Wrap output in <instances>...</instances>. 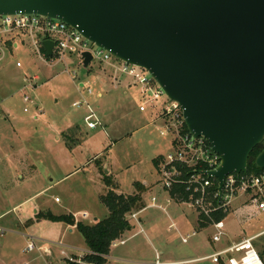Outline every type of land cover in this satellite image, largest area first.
<instances>
[{"label": "rangeland", "instance_id": "obj_1", "mask_svg": "<svg viewBox=\"0 0 264 264\" xmlns=\"http://www.w3.org/2000/svg\"><path fill=\"white\" fill-rule=\"evenodd\" d=\"M6 38L2 36L3 41ZM15 40L19 41L20 48L13 51L2 48L0 55V228L6 230L0 235V264H49L38 252L23 253L28 238L38 246L51 249V264H74L59 252L63 248L68 257L75 260L86 253L84 241L75 227L69 232L70 227L65 224L36 221L34 215L39 212L57 216L71 214L89 226L94 224V218L103 220L107 211L100 197L108 190L103 174L109 176L118 191L126 196L139 192L135 184L143 185L145 182L151 185L141 194L143 207L132 213L142 210L158 188V171L153 160L171 153L170 137L160 135L162 125L154 120L155 112L151 111L158 110L165 98L158 102L148 101L142 98L139 87L123 96L122 91L107 90L105 84V88H101L108 94L98 99L96 88L89 83L96 75L77 64V57L68 58L69 70L77 74L73 81L64 72L63 65L46 66L30 45L21 44L19 38L15 37ZM16 63L21 66L16 67ZM95 65L98 66L96 61L91 67ZM135 72L137 75L142 73L139 69ZM124 78L135 83L134 78ZM87 80L92 95L77 90V85ZM31 81L39 87L35 90L27 88ZM24 95L34 105L24 104ZM83 99L96 113L102 127L89 129L86 106L72 107L73 103ZM140 106H145L146 111L140 112ZM36 107L41 112L37 113ZM24 108L28 112L25 113ZM105 110L109 118L103 121ZM63 123L77 126L80 132L76 128V133L75 130L65 133L69 139L59 135V141H56L58 134L54 127H61ZM94 154H99L98 161L86 165ZM170 206L169 211L176 210L174 205ZM242 207L240 202L236 212ZM179 208L192 215L183 207ZM237 213L226 222L227 237L237 242L260 235L254 246L257 251H263L264 214L251 211ZM179 221L182 219H174L176 225ZM162 222L160 236L166 239V246L162 247L170 258L168 261L203 258L220 247L208 240L210 229L198 231L187 244H182L175 232L164 230L168 221L165 223L163 219ZM179 228L181 233H191L187 225ZM134 231L127 232L124 238ZM155 248L160 251L157 244ZM3 253L7 255L2 256ZM193 264H210V261Z\"/></svg>", "mask_w": 264, "mask_h": 264}, {"label": "water", "instance_id": "obj_2", "mask_svg": "<svg viewBox=\"0 0 264 264\" xmlns=\"http://www.w3.org/2000/svg\"><path fill=\"white\" fill-rule=\"evenodd\" d=\"M15 15L62 21L145 70L220 155L208 173L220 194L227 175L247 173L264 143V0H0V16ZM42 46L51 57L53 43ZM254 164L264 170V148Z\"/></svg>", "mask_w": 264, "mask_h": 264}, {"label": "built area", "instance_id": "obj_3", "mask_svg": "<svg viewBox=\"0 0 264 264\" xmlns=\"http://www.w3.org/2000/svg\"><path fill=\"white\" fill-rule=\"evenodd\" d=\"M16 38L20 39L21 44L30 45L33 53L40 58L46 65L52 67V64H61L64 72L74 81L77 79L76 72L69 70L70 63L68 58L73 56L78 58L77 64L83 67L84 53L91 56V64L96 61L98 66L108 69L111 81L114 86L120 77H130L135 79V84L140 88L142 98L148 101L158 102L163 97L164 101L158 110L151 109L154 113V120L162 125L161 136L170 137L171 153L162 156V161L158 169L157 187L164 195V205L156 197H151V208L166 213V208L170 205L183 207L195 216L196 229L191 233H180L174 223H171L169 230L178 234L182 244H187L189 240L196 236L198 231L210 229L211 235L208 239L213 245H220L212 254L193 261H164L159 254L155 255L153 264H190L210 261L211 264H264L260 257L254 241L258 236L244 238L239 241H230L227 237L226 222L230 216L237 212L245 213L256 212L259 215L264 214V170L260 174H229L223 180L221 194L218 192V182L209 172L215 171L221 164L219 154L212 151L211 146L203 137H193L186 129L183 120V110L181 107L169 100L157 83L143 69L137 68L115 59L109 52L97 47L95 44L86 40L76 29L66 23L50 18H43L36 15H15L0 16V55L2 48L8 49L7 43L10 42L11 51L18 50L20 44ZM11 35V36H10ZM2 36H7L2 40ZM44 41L53 43L50 60L47 61L42 55ZM9 50V49H8ZM2 56H0L1 60ZM16 63V67H20ZM139 69L142 73L137 75L135 70ZM36 80V78H33ZM28 88L33 89V83H28ZM78 92H86L92 95L93 91L84 83L77 85ZM97 97V95H96ZM24 104H33L29 97L23 96ZM86 106L89 121L87 127L96 129L101 127V123L95 112L89 108L85 99L72 104L73 108ZM38 112L41 109L36 107ZM28 112L26 108L23 110ZM140 112H145L146 107L140 106ZM242 203V208L237 209V205ZM128 214L127 222L136 221L140 212ZM237 213V214H238ZM222 219L217 220V216ZM85 217V215H83ZM5 230L0 228V234ZM264 234V232L262 233ZM119 239L112 242L111 247L123 244ZM42 253L49 256L50 248L38 246L32 238L27 239V244L23 253ZM69 263L82 262V258L75 260L68 257L64 252H60Z\"/></svg>", "mask_w": 264, "mask_h": 264}, {"label": "crops", "instance_id": "obj_4", "mask_svg": "<svg viewBox=\"0 0 264 264\" xmlns=\"http://www.w3.org/2000/svg\"><path fill=\"white\" fill-rule=\"evenodd\" d=\"M93 68H95L96 70H93ZM88 70H89L88 71L89 73L91 72V73H93V75H96V78L91 79L90 82L87 80V82H83V83L85 85H88V82H89L96 88V90H97L96 95H97L98 99H101L103 94H108L107 92H105L101 88L102 86H103V88H105V86H106L105 84H107V86H106L107 90L110 89V90H114V91H122L123 96H127L128 92H131L134 90L135 87H138L135 83L130 82L129 80H127L124 77L118 78V80L116 82V86H114L112 84L111 76L109 75L108 69H106L102 66H96L95 65V66H92L91 68H89ZM34 78H36V77H34ZM30 83H32V81ZM26 87H27V85H26ZM38 87H39L38 85L33 84V90L37 89ZM140 94H141V91H140ZM37 113H39V112H37ZM87 115H86V117H87ZM102 115H103V117H102L103 121H105L107 118H109L108 117V111H106V110H105V112L102 113ZM151 115H152V113H151ZM76 128H77V126L75 127L71 123H63L61 125V127H54L55 133L58 134L55 137V140L59 141V137H60L59 135H61V137H63L65 139V133L66 132H70V131L75 130L74 132L76 133ZM78 131H79V129H78ZM79 132H78V135H80ZM67 137L70 138L69 136H67ZM98 156H99V154H94L93 157H89V160L86 162V165H90L92 162L98 161V159H99ZM9 162H10V164H12L11 160ZM19 178L22 179V177H19ZM143 186H144V188H151V185L149 186L145 182L143 183ZM115 192L117 194H123V195L125 194V193L118 191V189L115 190ZM152 197H156L161 204L164 202V200H163L164 195L160 193L158 188H157L156 194ZM150 199H151V197H150ZM150 199H149L148 204H146V202H145V204H146L145 207H147V208L144 211L139 213L136 221H134V220L128 221L130 227H129L127 232L131 233L133 230H135V231L132 234H130L128 237L124 238L126 233H127V232H125L123 234V236L119 239L120 241H123L124 243L119 244L116 247L110 248L109 254L107 256H105L106 264H153L156 254H159L164 261L173 262V261H168L170 258H168L169 256L166 255V253L164 251L165 248L162 247V245L166 244V242H165L166 239H164L163 237L160 236V231L162 228L161 224H163L162 220L164 219L165 223H166V221H168L167 225L164 224V230L166 232H175L173 230H169V226L171 223L175 224L174 219H179V218L182 219V221H179V224H177L179 227L187 225L190 230L197 228L196 222H195V216L193 214L189 215L186 212H184L183 210H178L180 208L176 207V206H174L176 209L175 211H169L171 206H168L166 208V213H164L160 210L149 207L150 203H151ZM162 205H164V203ZM35 215H34V219H35ZM83 215H86V214H83ZM172 216L174 219L172 218ZM0 217H2V215H0ZM74 218H75V221L79 222L76 219V217H74ZM93 221H94V224L96 222H98L96 218H94ZM177 225H176V227H177ZM69 227L70 226H68V228ZM179 227H178V230L180 229ZM71 229H74V226L70 227V229L68 231L71 232ZM5 232H6V230H5ZM155 242L160 247V251H158L155 248V245H156ZM128 243H130L129 246H127ZM26 244H27V240H26ZM58 246L63 247V244L58 243ZM44 247H47V246H44ZM85 250H86V253L84 255H86L88 253V249L86 248ZM61 251H64L67 254V252L63 248H61L60 252ZM60 252H59V254H60ZM40 254L43 255L42 253H40ZM5 255H7V253L2 254V256H5ZM60 256H61V254H60ZM43 257H45V259H47V262L49 264H51L49 260H51L53 258L52 252L49 256L43 255ZM196 259H199V258H196ZM196 259H190V260H184V261H193ZM190 264H192V263H190Z\"/></svg>", "mask_w": 264, "mask_h": 264}, {"label": "trees", "instance_id": "obj_5", "mask_svg": "<svg viewBox=\"0 0 264 264\" xmlns=\"http://www.w3.org/2000/svg\"><path fill=\"white\" fill-rule=\"evenodd\" d=\"M7 47L11 49L10 42L7 43ZM42 55L45 60H50V57L46 55L44 50H42ZM65 138L69 139L66 135ZM263 148L264 143L252 150L248 159V174L257 175L263 172V170L258 169L254 164L256 157L261 153ZM161 161L162 156L153 160V165L157 171ZM101 170L100 172H102ZM103 182L108 190L100 197V202L107 211V217L92 226L76 222L74 216L71 214L57 216L50 212H39L35 215L36 221L62 223L70 227L74 226L88 249V253L82 258L84 264H106L105 256L109 254L112 242L120 239L130 227L126 220L127 215L143 207L141 196L145 191L143 185L135 184V188L139 192L126 196L115 192L117 185L105 174H103ZM220 219H222V216L218 215L217 220ZM258 253L264 262V250L258 251Z\"/></svg>", "mask_w": 264, "mask_h": 264}]
</instances>
